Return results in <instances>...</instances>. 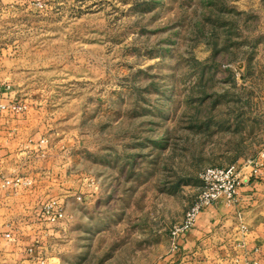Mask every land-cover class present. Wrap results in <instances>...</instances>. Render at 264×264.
Masks as SVG:
<instances>
[{
    "label": "rangeland",
    "instance_id": "1",
    "mask_svg": "<svg viewBox=\"0 0 264 264\" xmlns=\"http://www.w3.org/2000/svg\"><path fill=\"white\" fill-rule=\"evenodd\" d=\"M0 58L41 124L50 264H164L203 172L264 160V0H21Z\"/></svg>",
    "mask_w": 264,
    "mask_h": 264
},
{
    "label": "crops",
    "instance_id": "2",
    "mask_svg": "<svg viewBox=\"0 0 264 264\" xmlns=\"http://www.w3.org/2000/svg\"><path fill=\"white\" fill-rule=\"evenodd\" d=\"M19 2L0 0V7ZM5 63L0 58V77L8 73ZM6 99H14V94L0 90V105H6ZM33 113L0 111V264H50L52 260L46 245L49 227L54 225L39 218L45 191L37 184L41 172L36 158L43 142L38 112ZM240 176L235 201L221 199L201 213L196 226L166 255L164 264H244L253 260L264 264V160L256 167H241ZM14 177L30 184L3 186L4 180Z\"/></svg>",
    "mask_w": 264,
    "mask_h": 264
},
{
    "label": "built area",
    "instance_id": "3",
    "mask_svg": "<svg viewBox=\"0 0 264 264\" xmlns=\"http://www.w3.org/2000/svg\"><path fill=\"white\" fill-rule=\"evenodd\" d=\"M9 108L6 105H0V111ZM202 189L196 197L192 205L185 213L182 223L172 232V246L173 249L178 247L179 239L183 234L192 230L196 226L197 219L201 213L207 208L217 204L221 199L231 203L234 202L237 196L238 189L241 186L240 170L235 166L228 168H208L202 176ZM28 185L22 178L14 177L12 180H4L3 186H12L14 188ZM43 216H46L49 221L55 222L62 217L60 211L54 209L53 206L48 205L43 208ZM244 264H260L258 261H249Z\"/></svg>",
    "mask_w": 264,
    "mask_h": 264
}]
</instances>
